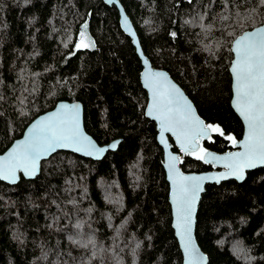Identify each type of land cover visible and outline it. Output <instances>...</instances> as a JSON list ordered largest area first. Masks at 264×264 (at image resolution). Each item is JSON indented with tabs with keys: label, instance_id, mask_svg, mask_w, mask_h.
I'll return each mask as SVG.
<instances>
[{
	"label": "trees",
	"instance_id": "1",
	"mask_svg": "<svg viewBox=\"0 0 264 264\" xmlns=\"http://www.w3.org/2000/svg\"><path fill=\"white\" fill-rule=\"evenodd\" d=\"M120 2L153 66L224 133L212 132L201 148L231 150L226 137L238 140L243 131L230 106L231 43L264 22V3ZM88 15L94 51L75 47ZM140 70L114 5L0 0V152L62 99L82 102L84 128L99 143L122 138L100 160L57 151L35 178L0 181V264H182ZM179 157L183 171L212 169L196 154ZM195 234L207 264H264V166L243 182L207 184Z\"/></svg>",
	"mask_w": 264,
	"mask_h": 264
},
{
	"label": "snow or ice",
	"instance_id": "2",
	"mask_svg": "<svg viewBox=\"0 0 264 264\" xmlns=\"http://www.w3.org/2000/svg\"><path fill=\"white\" fill-rule=\"evenodd\" d=\"M261 2L264 3V0ZM80 36L81 40L75 45L77 49L94 46L83 30ZM232 51L235 53L231 64L235 82L233 105L247 125V134L242 141H237L231 135L226 137L234 145L239 144L243 150L229 153L225 157L216 156L199 145V141L210 138L212 132L223 135L219 126L200 120L191 103L168 80L165 73L148 71L145 74V85L152 93L148 115L160 122L161 140L163 141L165 132H172L181 150L189 155L196 154V159L206 162H209L207 158H211V161H228L225 164L229 170L227 173L217 176H185L177 168L180 158L170 155L167 168L173 185L176 227L188 257L187 264H202L205 259L196 249L191 236L195 205L199 193L203 191V181L215 180L218 183L230 176L243 180L244 169L264 164V28L239 36ZM79 108L78 104H60L57 111L37 119L28 129L25 138L15 144L7 157H0V179L14 182L17 169L23 170L28 176L36 175L41 159L61 148H73L75 151L86 149L87 155L97 157L103 154L106 149L96 147L83 134ZM116 146V143L108 145L113 149ZM76 227L79 228L80 225L77 224Z\"/></svg>",
	"mask_w": 264,
	"mask_h": 264
},
{
	"label": "water",
	"instance_id": "3",
	"mask_svg": "<svg viewBox=\"0 0 264 264\" xmlns=\"http://www.w3.org/2000/svg\"><path fill=\"white\" fill-rule=\"evenodd\" d=\"M103 2L108 5H114L117 9L118 12V21H119V25L121 30L131 38V43L134 46L135 52L138 56V58L140 59L141 62V70L139 73V81L140 84L142 86V88L144 89V91L146 92V97H147V101H146V105L144 108V114L145 116L149 119L150 122L154 123L155 125V129H156V134H155V139L158 143V145L161 147L162 149V167L164 170V174H165V179L168 183V203H169V207H170V216H171V227L174 233V236L177 240L180 252H181V256H182V264H187L188 261V257L184 251V246H183V241L180 237V235L178 234V230L176 227L177 224V218H176V211H175V205L173 203V185H172V181L169 178V171L167 168V163L169 161L170 155H175L178 156L180 154H187L185 152H183L181 150L180 144L177 141V138L175 135H173L172 132H165L164 133V138L163 141L161 140L160 137V131H161V127H160V122L155 119L154 116H150L148 115V106L152 101V93L150 91V89L145 85V74L148 71H152V72H163L167 75L168 80L174 84L177 88L180 89V91L183 93V95L187 98V100L191 103L192 108L195 112V114L200 118V120H202L204 123V119L198 114L196 107L193 103V101L190 99V97L185 93V91L183 90V88L171 77L170 73L163 68H157L155 66H153L152 62L148 59V57L146 56V54L144 53L142 46L140 44L139 41V37L137 35L136 29L131 21V19L129 18V16L127 15L122 3L120 2V0H103ZM125 18H127V26H125ZM89 20H90V15H88L86 17V19L79 25V38L81 40V36H80V32L83 30L86 34V37L88 40L92 41V44L94 46L92 47H88V48H83L86 49L88 51H94L96 49V42L95 39L93 38V36L90 33L89 30ZM257 28H264V22L258 26L253 27L252 29H248L244 32H242L240 35H238L237 37H235L232 40L231 43V53H232V59L230 61V64L228 66V71L230 73L231 76V98H230V106L233 109V111L236 113V115L239 117V119L241 120L242 124H243V131L241 134V137L237 140V141H242L245 139V136L247 134V125L244 121V119L240 116V114L237 112V110L235 109L234 105H233V99H234V77H233V73L231 71V64L232 61L235 59V53L232 51L233 47H234V42L235 40L239 37L244 35L247 32H254ZM133 33L135 35H133ZM145 61H147V63H145ZM60 104H67V105H73V104H78L80 105L79 108V122H80V127L81 130L83 132V134L87 137H89L96 145V147L98 148H105V152L103 154H101L100 156H95V155H87L86 154V149L85 150H81V151H75L73 148H61V149H57V151H69L72 152L74 154L83 156L85 158H90L92 160H100L102 157H104L109 151H114L118 148L119 143L121 142L122 138H115L112 139L106 143H99L90 133H88L85 128H84V123H83V104L80 100L78 99H74V100H67V99H62V100H58L55 105L46 110L45 112L40 113L39 115H37L35 118H33L27 125L26 127L23 129L22 134L20 135V137L14 139L9 146L2 152H0V157H7L8 153L12 150V148L15 146V144L21 140H23L25 138V136L28 134V129L32 126L33 123H35V121L37 119H39L42 116H47L49 113L51 112H55L59 109ZM211 136V134H210ZM208 138L205 139H201L199 141V145L201 147V142L203 140H206ZM172 140V142H171ZM116 143V148H109L108 145ZM173 145L177 148V150L173 149ZM234 145V144H233ZM208 152L213 153L216 156L219 157H225L227 154L229 153H236V152H240L243 149L240 147L239 144H235L233 146V148L231 150H227V151H216V150H212V149H206ZM54 152V153H56ZM54 153H51L50 155H48L47 157H43L41 159V161L39 162V170L37 171L36 175L34 176H28L25 175L23 170L17 169L16 171V179L13 182L12 180H5V179H0V181L9 184V185H14L17 182H19L21 179H33L35 178L37 175L40 174L41 171V166H42V161L47 160L50 158L51 155H53ZM180 158V157H179ZM209 162H206L205 160L201 159L205 164H209L212 166V169H208V170H202V171H183L180 166L179 163L177 164V168L179 169V171L185 175V176H217L220 173H227L229 170L225 167V164L228 163L227 160H219V161H211V158H207ZM180 162V161H179ZM264 164H257L255 167L252 168H246L244 169V179L243 180H238L235 177H228L226 179L220 180L218 183L215 180H205L202 183V188L203 191H201L199 193V198L196 201V205H195V213L193 215V223H192V230H191V236H192V241L196 247V249L198 250V252L205 258L202 261V264H207L208 263V256L207 254L201 249V247L199 246L197 239H196V234H195V228H196V215H197V211H198V205L201 199L202 194L205 191L206 185L207 184H219L223 181H227V180H235L236 182H243L246 177L248 172L255 170L257 168L263 167Z\"/></svg>",
	"mask_w": 264,
	"mask_h": 264
},
{
	"label": "bare ground",
	"instance_id": "4",
	"mask_svg": "<svg viewBox=\"0 0 264 264\" xmlns=\"http://www.w3.org/2000/svg\"><path fill=\"white\" fill-rule=\"evenodd\" d=\"M18 183V182H17Z\"/></svg>",
	"mask_w": 264,
	"mask_h": 264
}]
</instances>
